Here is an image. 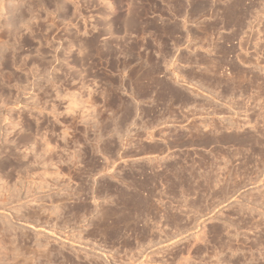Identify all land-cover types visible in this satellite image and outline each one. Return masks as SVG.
Returning a JSON list of instances; mask_svg holds the SVG:
<instances>
[{
    "label": "rangeland",
    "instance_id": "rangeland-1",
    "mask_svg": "<svg viewBox=\"0 0 264 264\" xmlns=\"http://www.w3.org/2000/svg\"><path fill=\"white\" fill-rule=\"evenodd\" d=\"M0 264H264V0H0Z\"/></svg>",
    "mask_w": 264,
    "mask_h": 264
},
{
    "label": "bare ground",
    "instance_id": "bare-ground-1",
    "mask_svg": "<svg viewBox=\"0 0 264 264\" xmlns=\"http://www.w3.org/2000/svg\"><path fill=\"white\" fill-rule=\"evenodd\" d=\"M17 248V247H16ZM17 255V254H16ZM13 257V256H12ZM7 260V259H6Z\"/></svg>",
    "mask_w": 264,
    "mask_h": 264
}]
</instances>
